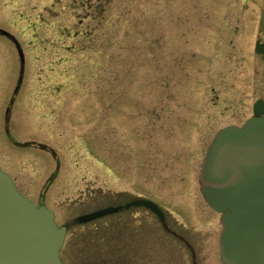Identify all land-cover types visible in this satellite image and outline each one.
<instances>
[{
  "label": "rangeland",
  "instance_id": "rangeland-1",
  "mask_svg": "<svg viewBox=\"0 0 264 264\" xmlns=\"http://www.w3.org/2000/svg\"><path fill=\"white\" fill-rule=\"evenodd\" d=\"M263 10L264 0H0V29L24 56L20 74L0 36V167L70 223L63 264L94 190L158 203L200 241L190 264H221L218 215L197 179L217 130L264 100L253 51Z\"/></svg>",
  "mask_w": 264,
  "mask_h": 264
},
{
  "label": "water",
  "instance_id": "water-1",
  "mask_svg": "<svg viewBox=\"0 0 264 264\" xmlns=\"http://www.w3.org/2000/svg\"><path fill=\"white\" fill-rule=\"evenodd\" d=\"M260 26L264 30V12ZM0 36L15 43L22 65L24 57L14 38L2 29ZM198 185L205 203L220 214L221 263L264 264L263 101L254 104L253 116L244 124L216 133L205 152ZM106 213L99 211L80 221ZM65 232L55 224L51 210L20 194L0 168V264H62L59 250Z\"/></svg>",
  "mask_w": 264,
  "mask_h": 264
},
{
  "label": "flooded vegetation",
  "instance_id": "flooded-vegetation-1",
  "mask_svg": "<svg viewBox=\"0 0 264 264\" xmlns=\"http://www.w3.org/2000/svg\"><path fill=\"white\" fill-rule=\"evenodd\" d=\"M253 51L264 63L263 31L261 38L255 40ZM42 149L56 158L51 149ZM91 192L92 203L87 212L75 218L77 224H87L88 228L72 232V238L66 241L73 264H185L184 258L190 264L200 251L199 239L197 242L191 230L158 203L152 200L153 204L137 203L146 198L125 192ZM101 194L103 197H99ZM103 210L107 211L105 215L80 223V217ZM63 226L67 233L70 223ZM81 237L88 238L81 242L84 240Z\"/></svg>",
  "mask_w": 264,
  "mask_h": 264
}]
</instances>
